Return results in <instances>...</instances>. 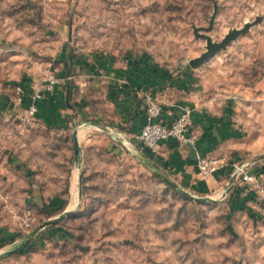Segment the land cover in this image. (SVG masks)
<instances>
[{
    "label": "rangeland",
    "instance_id": "obj_1",
    "mask_svg": "<svg viewBox=\"0 0 264 264\" xmlns=\"http://www.w3.org/2000/svg\"><path fill=\"white\" fill-rule=\"evenodd\" d=\"M246 25L191 67L207 50L196 28L220 42ZM61 62L69 78L85 76L74 95L99 129L77 142L79 121L0 113V253L20 245L0 264H264V198L234 210L223 190L182 189L128 148L131 138L113 132L121 127H100L112 106L97 90L111 64L149 65L165 79L192 73L203 107L239 126L259 171L264 0H0V93L33 89Z\"/></svg>",
    "mask_w": 264,
    "mask_h": 264
},
{
    "label": "crops",
    "instance_id": "obj_2",
    "mask_svg": "<svg viewBox=\"0 0 264 264\" xmlns=\"http://www.w3.org/2000/svg\"><path fill=\"white\" fill-rule=\"evenodd\" d=\"M64 65L66 64L61 62L56 68L51 67L57 82L38 102L37 119L43 124H65L69 127H76V121H79L81 124L75 128V140L81 142L89 132L99 129V126L88 122L87 108L83 109L74 95L80 84L85 85V76L78 75L77 81L72 75L69 78V67ZM48 68H44V76L47 75ZM101 72L103 75L97 79V90L104 92L105 99L112 106V113L100 127H121L125 136L133 141L127 145L128 148L135 149L138 156L149 160L157 168L168 171L182 189L193 193L222 191L227 188L230 180L231 164L253 160L251 154H248L251 152L250 147L244 139L239 138V126L231 123L230 118L223 119L215 111L203 107L204 102L194 92L192 73L165 79L167 76H164L162 71L149 65L130 68L124 66V69H118L112 64L111 67L105 66ZM43 80H46V77ZM32 84L28 81L24 85L26 93L22 104L17 101V95L14 93L1 92L0 113L9 110L23 114L30 103ZM150 95L157 96L162 102L163 110L159 121L163 124L173 121L186 107L190 108L192 127L198 134L195 148L181 147L174 138L162 141L157 149L144 147L134 140L133 136L141 131L144 124L147 97ZM73 100L76 103H71ZM198 154L218 157L225 164L215 172L203 174L198 167ZM257 162L259 164L260 160L255 163ZM260 166L258 170L264 175V163H260ZM241 189L238 186L228 193L232 197L231 209L245 206L262 208L263 204L257 201L256 192L242 193Z\"/></svg>",
    "mask_w": 264,
    "mask_h": 264
},
{
    "label": "built area",
    "instance_id": "obj_3",
    "mask_svg": "<svg viewBox=\"0 0 264 264\" xmlns=\"http://www.w3.org/2000/svg\"><path fill=\"white\" fill-rule=\"evenodd\" d=\"M44 82H39L34 85L30 95V103L25 113L20 117L24 122L33 124L37 119L38 102L43 99L46 93L53 89L57 78L49 71ZM17 100L22 102L25 96V90L22 86L17 88ZM162 102L157 96L150 95L147 97V108L145 121L139 133H136L133 138L136 142L141 143L144 147L157 149L162 141L170 138L176 139L181 147H193L197 145L198 134L192 127L190 118V110H183L173 121L168 124H163L159 121L162 114ZM113 132L118 135H125L122 131L115 128ZM198 167L203 174L215 172L221 167L224 162L218 157L208 154H198ZM230 180L227 188L222 191L227 194L232 191V188L241 187L242 193L250 191L256 192L264 198V175L252 169L253 163L233 162L231 164ZM235 190V189H234ZM226 195V194H225Z\"/></svg>",
    "mask_w": 264,
    "mask_h": 264
},
{
    "label": "water",
    "instance_id": "obj_4",
    "mask_svg": "<svg viewBox=\"0 0 264 264\" xmlns=\"http://www.w3.org/2000/svg\"><path fill=\"white\" fill-rule=\"evenodd\" d=\"M249 28V25H246L245 27L241 29H235L233 31H230L226 37L220 41V42H214L211 36L207 34H201L199 33V28L195 29V34L199 37L205 38L207 40V50L203 52L199 57L191 59L190 65L191 67H198L201 64H203L205 61H207L210 57L215 55L219 50L222 48H225L228 43H230L232 40L236 39L242 32L247 30ZM208 30V29H207ZM20 245L15 244L14 247L7 249L6 251H3L0 253V260L3 259L5 256L13 253Z\"/></svg>",
    "mask_w": 264,
    "mask_h": 264
},
{
    "label": "trees",
    "instance_id": "obj_5",
    "mask_svg": "<svg viewBox=\"0 0 264 264\" xmlns=\"http://www.w3.org/2000/svg\"><path fill=\"white\" fill-rule=\"evenodd\" d=\"M168 182V181H167Z\"/></svg>",
    "mask_w": 264,
    "mask_h": 264
}]
</instances>
